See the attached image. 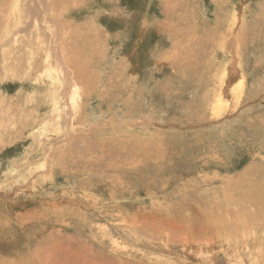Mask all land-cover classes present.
<instances>
[{"label":"rangeland","instance_id":"374dc122","mask_svg":"<svg viewBox=\"0 0 264 264\" xmlns=\"http://www.w3.org/2000/svg\"><path fill=\"white\" fill-rule=\"evenodd\" d=\"M0 264H264V0H0Z\"/></svg>","mask_w":264,"mask_h":264},{"label":"bare ground","instance_id":"6f19581e","mask_svg":"<svg viewBox=\"0 0 264 264\" xmlns=\"http://www.w3.org/2000/svg\"><path fill=\"white\" fill-rule=\"evenodd\" d=\"M53 16H54V15H53ZM58 27H59V26H58ZM58 27H57V28H58ZM57 28H56V29H57ZM59 28H60V27H59ZM62 28H63V27H62ZM58 30H59V29H58ZM59 31H60V30H59ZM52 32H53V30H52ZM54 32H55V30H54ZM56 32H57V30H56ZM56 32H55V34H56ZM57 34H58V33H57ZM61 36H62V35H61ZM57 37H58V36H57ZM57 37H56V38H57ZM57 39H58V38H57ZM60 40H61V39H60ZM56 46H57L56 48L58 49V50L56 49V50H57V53H58V55L61 57V54H62V52H63V47H62V44H61V42H60L59 40L57 41ZM64 51H65V50H64ZM67 55H68V54H66V56H67ZM174 55H175V54H174ZM60 57H59V59L62 60L61 63H63V64H64V67H65V68L63 69V71H64V72H63V73H64V76L66 77L67 80H70V81H72V82L74 83L73 80H74V77H75V76L72 75V72H73V71H71V70L68 68V64L65 62L64 58H63V57L60 58ZM55 59H56V58H55ZM59 59H58V60H59ZM58 60H57V61H58ZM57 61H56V62H57ZM59 62H60V60H59ZM59 62H58V63H59ZM69 67H70V66H69ZM71 69H72V68H71ZM73 76H74V77H73ZM241 78H242V80L244 79L242 76H241ZM242 80H241V82H242ZM238 87H239V85H238ZM239 89H240V88H239ZM75 91H76V90H75ZM219 99H220V98H219ZM66 101H67V100H66ZM215 106H216V105H215ZM217 106H218V105H217ZM71 111H72V110H71ZM72 112H73V111H72ZM72 112H71V114H72ZM74 112H75V111H74ZM69 113H70V112H68V114H69ZM73 114H74V113H73ZM69 116H70V115H69ZM70 117H71V116H70ZM73 117H74V116H73ZM73 117H71V119H73ZM68 120H69V119H68ZM67 136H68V135H67Z\"/></svg>","mask_w":264,"mask_h":264}]
</instances>
